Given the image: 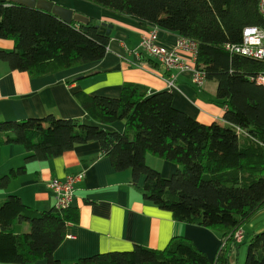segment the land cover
<instances>
[{
    "label": "trees",
    "instance_id": "1",
    "mask_svg": "<svg viewBox=\"0 0 264 264\" xmlns=\"http://www.w3.org/2000/svg\"><path fill=\"white\" fill-rule=\"evenodd\" d=\"M82 1L196 43L194 66L206 83L217 85L212 100L225 110L223 122L201 123L175 108L172 93L150 95L136 83H125L118 98L78 92L74 98L92 124L54 116L0 123V145H20L28 153L23 167L0 178V192L25 175L29 163L98 144L97 158H108L117 172L130 171L148 204L177 223L212 231L222 247L211 261L193 241L176 236L163 250L135 246L70 264H231L233 249L240 247L236 234L264 209V85L257 81L264 62L227 47L240 45L246 28H264L261 0ZM97 24L92 18L87 25L68 24L45 11L0 2V63L35 78L99 62L112 36ZM116 123L123 132L105 129ZM149 157L174 164L176 172L164 177L148 165ZM79 218L72 206L39 212L9 195L0 201V264H65L54 253ZM244 264H264V231L251 237Z\"/></svg>",
    "mask_w": 264,
    "mask_h": 264
},
{
    "label": "crops",
    "instance_id": "2",
    "mask_svg": "<svg viewBox=\"0 0 264 264\" xmlns=\"http://www.w3.org/2000/svg\"><path fill=\"white\" fill-rule=\"evenodd\" d=\"M50 1L97 20L102 34H106L107 25H113L108 54L99 62L35 78L26 72L10 71L6 64L0 63V123L54 116L92 124L85 119V112L74 95L83 91L92 96L118 98L127 82L145 86L150 95L172 93L175 108L201 123L223 122L225 110L212 100L216 96L215 83L207 82L198 90L190 74L182 73L178 75L177 88L171 91L166 81L167 71L149 64L150 57L139 47L142 36L155 26L82 0ZM158 36L159 45L168 49H175L180 39L163 30H159ZM105 129L123 132L124 125L116 123ZM99 152L98 144H90L52 160L29 163L25 175L13 181L7 191L0 192V201L17 195L39 212L52 210L56 200L48 186L50 181L83 173L85 178L76 185L72 205L80 213L79 222L68 226L65 241L54 253L56 260L70 264L97 254L131 251L135 246L163 250L176 236H185L209 260L216 259L222 241L212 231L177 223L168 211L148 204L143 192L131 183V172H117L108 158H97ZM27 155L23 146L1 144L0 178L12 169L23 167ZM147 161H152L153 167L166 178L177 170L165 161L160 168L154 158ZM143 182L141 179V187ZM34 264H48V261Z\"/></svg>",
    "mask_w": 264,
    "mask_h": 264
},
{
    "label": "built area",
    "instance_id": "3",
    "mask_svg": "<svg viewBox=\"0 0 264 264\" xmlns=\"http://www.w3.org/2000/svg\"><path fill=\"white\" fill-rule=\"evenodd\" d=\"M260 14L264 19V0L259 3ZM159 30L157 27L144 34L140 42V51L159 63L169 74L167 78L168 88L172 91L177 88V78L179 74L188 73L191 82L196 89H202L206 83V76L195 68L197 58L196 43L179 39L175 49H168L159 45ZM227 49L239 56L260 60L264 62V28L248 27L243 32V41L240 45L228 46ZM258 83L264 85V76H261ZM85 178V174L69 176L64 180L53 179L49 183V188L54 194L55 209L63 211L73 205L76 185ZM242 232L236 234L238 241L242 239Z\"/></svg>",
    "mask_w": 264,
    "mask_h": 264
},
{
    "label": "water",
    "instance_id": "4",
    "mask_svg": "<svg viewBox=\"0 0 264 264\" xmlns=\"http://www.w3.org/2000/svg\"><path fill=\"white\" fill-rule=\"evenodd\" d=\"M7 1L15 5L25 6L28 8L51 13L68 24L77 22L80 24L87 25L90 22L89 17L84 16L81 13H77L69 8L63 7L62 5L55 4L50 0H0L1 3H6ZM100 27H101V23L99 22L97 24V28ZM113 27H114L113 25H107L108 28L106 31L107 36H111Z\"/></svg>",
    "mask_w": 264,
    "mask_h": 264
},
{
    "label": "rangeland",
    "instance_id": "5",
    "mask_svg": "<svg viewBox=\"0 0 264 264\" xmlns=\"http://www.w3.org/2000/svg\"><path fill=\"white\" fill-rule=\"evenodd\" d=\"M7 45L8 44H5V45H2L1 47H4L8 51H10L11 47L10 46L7 47ZM147 160H148V158H147ZM157 162H158V165L160 168L162 162H164V161L157 159ZM147 163L150 167L154 168L152 161H149V162L147 161ZM166 163H169V162H166ZM169 164H172V163H169ZM154 169H157V168H154ZM157 170H159V169H157ZM242 230H243L242 235H244V236H243L242 241L239 245L240 247L236 248L237 250H234L235 249L234 248L232 251L231 259H232L233 264H244L245 263L247 251H248V246H249L251 237L256 233H261L264 231V209H262L253 219H251L249 222H247L243 226Z\"/></svg>",
    "mask_w": 264,
    "mask_h": 264
}]
</instances>
